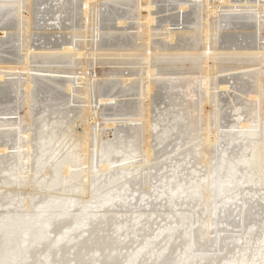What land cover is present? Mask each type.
I'll return each instance as SVG.
<instances>
[{"label":"bare ground","instance_id":"bare-ground-1","mask_svg":"<svg viewBox=\"0 0 264 264\" xmlns=\"http://www.w3.org/2000/svg\"><path fill=\"white\" fill-rule=\"evenodd\" d=\"M23 1H25L27 17L23 43L20 42V44L25 55L19 56L17 51L19 47L16 48L18 44L14 46V40L7 38L11 35L10 31L16 30L17 27L14 17L12 19L9 17L11 12L7 4L13 7L14 3L22 9ZM23 1L10 3L9 0H5V4H0V184L15 183V187L24 184L32 190H25L24 193L9 190L12 201L0 204V226H7L3 230L0 229V257L4 240H8L13 261L20 258L18 264H123L121 260L124 253L119 251L127 252V249H131L135 244H138L137 248L142 251L129 264H264V217H260L264 213L259 214V208L264 202L259 203V200L264 197L262 193L264 184L259 177L257 178L260 173L258 163L264 156V107H262L264 100L261 97V91L264 93V67L257 71L251 68V71L244 72L241 71L244 68H232L228 64L235 62L228 59L229 57L264 58V46L262 45L261 48L259 42L257 43V40H264L261 38V35H264L262 28L264 24L260 21L264 20V2L254 1V4L248 7L246 6L249 3L248 0L237 2L214 0L212 2L214 6L209 8L211 15H207V19H204L202 7L200 12L203 15L192 11L179 17L180 12L185 13L188 3L193 0L189 2L184 0H104L112 6L105 8L98 20V0ZM82 1L84 8L80 11L78 4ZM169 1L178 2L179 12L159 18V25L165 23V28H168V24L170 26L176 24V26L181 25L182 29L176 31L165 29L168 32L166 45L163 41L152 38L157 36L151 34L156 19L152 17V9L155 8L154 5L167 4ZM204 4L207 10L208 0H204ZM165 6L157 9L163 13L169 10ZM218 9L236 13L224 18L226 23L224 28L220 26V22L218 24L213 19L212 22L210 19L208 22V17L217 14ZM252 9L255 10V18L237 14ZM90 14L92 18L94 17L93 22L89 23H92L90 25L91 40L100 37L99 40L94 39L95 41L90 43L86 41L73 43V39L80 36L78 30L88 28V23L82 25L79 22H85ZM76 17L77 19L73 22ZM44 18H48L47 21L53 23L49 26L44 25V28L39 26L38 30H55L54 27L60 26L62 19L70 22L73 25V33L65 34L69 35L70 39H64L62 36L56 39L54 38L56 32L49 31L46 34H33L32 24L38 21L44 23ZM247 18L254 19L256 26L245 23ZM16 19L19 21L18 18ZM128 19L136 20V22H141L143 19L145 23L142 25L135 23V29L145 26L144 30L147 32L142 35L139 33L129 35L125 33L126 31L114 28V24L126 26L125 21ZM66 27L70 28V26ZM217 35L219 37H216ZM33 37L37 39L33 40ZM84 38L86 39V36ZM137 41L143 43L137 45ZM33 42L37 43L35 47ZM200 50L209 53L198 54ZM98 51L104 54L96 53ZM207 54L209 58L216 57L215 70L210 69L205 63L203 57ZM90 56L93 59L87 60L86 57ZM97 56L125 57V60L127 57H133L132 61H112L108 64H138L140 68L132 69L129 65L130 71L110 70L109 76L112 79L120 77L119 80L95 82L94 79L101 74L99 75L97 70L89 71L88 68L93 67V63L100 64L96 60ZM135 57L139 58L136 62ZM160 57L168 58L160 59ZM70 58H77L73 61L81 60L79 62L82 66L81 77L75 79V82L67 78L68 74L73 72L66 69L64 71L60 67H31V64H67ZM219 58L224 60L218 62ZM202 59L206 68H203ZM77 63L74 62L75 65ZM228 70L241 72L217 77L219 73H227ZM47 73L51 76L45 75ZM178 74L184 76L197 74L199 79L196 83L189 80L180 81L179 77L175 78ZM169 75H175V77L164 79ZM13 76L24 78L22 80L24 83L22 84L20 79H6ZM132 76H138V79H133ZM157 76L162 78L156 79ZM75 85H80L81 89H76ZM213 91L216 93L212 94ZM234 92L242 95L243 98L234 96ZM22 93L24 101L20 97ZM70 93H77L83 100L76 102L71 99ZM11 95L13 97H8ZM139 95L142 101L146 100V103L143 102L140 106H136L137 103L133 104L135 109L140 110L139 112L135 110L136 115L138 113L140 116L146 115L143 125L145 136L142 140V152L139 125L125 123L124 119L120 118L123 116L121 113L123 109L125 111L127 107H132L134 100L130 98ZM181 95L190 99L189 102L185 101L186 106L177 102L181 101ZM221 97L224 99L222 100ZM228 102L231 103L230 114L233 111L237 117H242L241 114L244 113V111L239 113L237 108H244L246 113L252 111L248 124L252 125L253 134L229 136L230 139L225 148L219 152L217 149L215 151L218 162L214 169L212 166L216 160L215 157L210 159V154L209 158L202 157V161H199V157L201 154L210 153L212 147L224 144L223 140L217 139L218 127L223 116H226L224 113L226 106L224 108L223 104ZM75 103L80 105L83 103L85 106L74 107ZM212 104L216 109L213 113L215 121L212 124V127H215L214 132L209 131L211 126L209 110ZM110 106L115 108L111 109ZM197 109H200L199 120L202 123L199 122L201 126L198 127L204 136L202 144L195 139ZM112 110L115 112L108 115L115 119L107 120L113 121H110L113 125L108 126V130H102L105 126H101L100 121L95 120L94 116L100 117L97 115L103 114L101 117H104L106 111ZM21 112L29 117L24 126L21 124ZM256 112L262 114L260 126L256 125L258 123L255 121ZM170 119L172 121H169ZM81 123L82 130L78 132L76 127ZM123 124L125 127L122 129L120 125ZM167 124L173 125L172 130L179 135L177 139L180 140V144L174 146L169 154H166L161 146L163 141L174 133L168 128L163 130L165 131L163 136H158V132ZM221 128L220 126V130ZM36 132L40 133V138L37 137ZM152 132L157 135H152ZM261 135H263L262 139ZM158 138L160 139L157 140ZM203 148L205 149L202 150ZM243 150L255 153V156L242 157ZM156 152L162 153L161 158L157 157ZM233 152L238 155H234V160H229V155ZM171 156L174 157L171 158ZM160 159L169 162L163 163L158 170H155L164 171L160 179L156 181V184L160 182L157 187L151 183V180L155 179L151 172H155L153 163L157 164ZM194 161L198 166L203 165L202 168H194L191 173L184 174L183 171L187 165ZM80 169H83L82 174H78ZM253 169L256 172H253ZM174 171H178L179 176L173 177L174 181L171 182ZM60 172V178L51 179L53 175L56 177ZM65 172L69 176L65 177ZM214 174L218 176V179H213ZM9 178L13 179L9 180ZM225 178L228 179L223 180ZM81 180H85L87 188L80 186L82 191H77L79 186L76 183ZM161 180H168L169 183L164 184ZM22 181L23 184H21ZM53 183H56V186H53ZM141 187L144 188L143 192H140ZM36 188H40L41 191L46 188L49 195L34 193ZM50 191L57 192L58 196L51 195ZM154 193L157 195L154 196ZM4 196L7 197L6 194H0V199ZM36 197L38 199H35ZM154 201H158L157 211L150 206ZM168 203L171 209L164 213L167 214V218L161 219L162 215L157 214L164 207L169 209ZM180 207L197 209L196 214L201 216L191 224L186 215L181 213L183 217L185 215L183 219H187H185L187 223L182 220L183 225L181 218H177ZM171 210H174L176 214H173ZM168 217L172 222L164 225L168 222L166 220ZM237 218L238 223L244 227L242 230L245 229L248 232L236 237L218 236L220 232L225 234L227 229H223L224 225L229 228V231L230 228H237L239 225H233ZM156 220L162 223L166 221L163 223L164 226L161 225L162 227L157 229L159 232L156 236L153 234L150 236L152 225L156 227ZM181 225L184 229L180 228ZM194 226H196L195 229H191ZM248 227L252 229L249 230ZM118 229L121 231L120 234H117ZM214 233L216 236L214 235L215 240L212 244L215 246L217 244L219 247L217 249L223 253L220 257L199 256L201 259L197 257V260H203V263L200 261L199 263L194 257L188 256L190 254L183 253V250L178 251L186 247L188 251L193 249L198 252L206 250L210 252L209 236ZM201 234L205 239H200ZM117 236L123 238V241H118ZM18 238L22 239L20 245L23 244V247L20 252L23 254L13 251L15 245H19ZM143 238L149 240L144 239V242L148 244L147 247H143L141 241ZM235 242H239L240 246ZM53 244H55L54 249ZM158 246H161L159 250H164L163 253L158 254ZM91 251L98 255L97 259L96 255L93 260L89 258L88 253ZM67 255L72 256L69 262Z\"/></svg>","mask_w":264,"mask_h":264},{"label":"rangeland","instance_id":"rangeland-1","mask_svg":"<svg viewBox=\"0 0 264 264\" xmlns=\"http://www.w3.org/2000/svg\"><path fill=\"white\" fill-rule=\"evenodd\" d=\"M1 1V3L0 4H5L4 3V1L5 0H0ZM8 1V0H7ZM10 1V3L11 2H14V1H18V0H9ZM23 1V0H22ZM184 1H186V2H189L190 0H184ZM196 1H198V0H193V1H190V3L193 5V6H191V4L190 3H188V6H187V9L184 11L185 13H181L180 12V14H179V17H182V16H184V14H186V13H190V12H192V11H195V12H198L199 14L201 13L200 12V8L202 7L203 8V14H205V15H203L202 13V15L204 16L203 18L204 19H207V15L209 16V14L211 15V11L209 10V8H211V6L213 7L214 6V4L212 3V2H214V0H208V6L209 7H207V10H206V6H204L205 4H204V0H200V2L198 1L197 3H196ZM229 1H231V2H237V1H239V0H229ZM249 1V3L246 5V6H251V5H253L254 4V1L256 2V1H260V2H264V0H248ZM112 2V1H111ZM195 2V4H193ZM202 2V3H201ZM82 3V4H81ZM79 2V4H78V10H83V8H84V3H83V1L82 2ZM91 3H93V2H91ZM106 3V4H105ZM213 5H212V4ZM197 4V5H196ZM199 4V5H198ZM201 4V5H200ZM204 4V5H203ZM8 6H9V11L11 12L10 13V19H12L13 17H14V20L16 21V30H14V31H10V34L11 35H9L7 38L9 39V40H14V42H13V45L14 46H16V44H18L17 46H16V48L17 47H19L18 48V50L17 51H19V56H24L25 55V53L22 51V48H21V44H20V42H22L23 43V37H24V35H25V22H26V17H27V10H26V6H24L25 5V1H23V5H22V9H20L19 7H18V5H16V4H12L13 5V7H11V5H9V4H7ZM97 5H98V9H97V12H98V20L100 19V17H101V15H102V12H104V10H105V8H107L108 6H112V4H110V3H107V2H105L104 0H103V2L100 0H98V2H97ZM106 5V6H105ZM167 6V8L169 9V10H167V11H163V13H166V14H164L163 15V13L162 12H159V10L157 9V8H159V7H161V6ZM195 5V6H194ZM238 5H240V4H238ZM165 6V7H166ZM155 7V8H154ZM154 9H152V17L155 19V22H154V24H153V28L154 29H156L157 28V30H151V34H153V35H157V36H153L152 38H153V40H159V41H163V43L164 44H168L167 42V31L165 30V29H168V30H171V31H176L177 29L178 30H181L182 29V26L181 25H179V26H176V24H172L171 26L168 24V28H165V23H160L161 25H159V22H158V19L159 18H163V17H166V16H169V15H174V14H178V12H179V10L177 9L178 8V2H171V1H169L167 4L165 3V4H157L156 6L154 5ZM197 9H196V8ZM101 8V9H100ZM104 8V9H103ZM173 8V9H172ZM199 8V9H198ZM15 9V10H14ZM19 10H21V11H19ZM17 12V14H16V12ZM176 11V12H175ZM218 11H219V9H218ZM217 11V14H215L214 16L212 15V16H210V18L208 17V22H209V19L211 20V22L214 20L215 22H217L218 24H219V22H220V26L222 27V28H224V27H226V23H224V21H225V17L226 16H229L230 14L231 15H236V13H231L230 11H224V10H220L219 12H221V13H219ZM254 11V12H253ZM168 12V13H167ZM20 13L22 14L21 16H20ZM101 13V14H100ZM208 13V14H207ZM242 14H240V13H237L238 15H242V16H245V17H252V18H255V10L254 9H252V10H250V11H246V12H241ZM160 14H162V15H160ZM220 14V15H219ZM17 15H19V16H17ZM181 15V16H180ZM216 15H218L219 16V19H218V16H216ZM17 16V17H16ZM24 16V17H23ZM206 16V17H205ZM19 17H21V18H19ZM38 17V16H37ZM217 17V18H216ZM16 18H18L19 19V21L16 19ZM88 19L84 22V21H82V22H79V24H82L83 25V23H84V25L86 24V23H88V28L86 29V28H81V29H79L78 30V33H79V37L76 39V38H74L73 40V43H80V42H87V43H90V41H95L94 39H96V40H99V38L100 37H97V38H92L93 40H91V28H90V25L92 24H89L90 22H93V18H92V15L90 14L88 17H87ZM47 19L48 18H44V23H43V21H38V22H36V23H33L34 25H36V24H38V25H36V26H34L33 24H32V33L33 34H36V35H40V34H46L48 31L49 32H51V33H54V32H56V35H54V38H56V39H58V38H60L61 36L64 38V39H70V37H69V35H65V34H70V32L71 33H73V30H72V24L70 23V22H68V21H65L64 19H62L61 21V23H60V26H58V27H54L55 28V30L53 29V30H50V29H46V30H44V29H40V30H38V28H39V26H43V28H44V25L45 26H49V25H51V23H53V22H50L49 23V21H47ZM77 19V17L73 20V22L75 21ZM213 19V20H212ZM217 19V20H216ZM24 20V21H23ZM261 21V24H264V20H260ZM138 22V21H137ZM136 22V20H132V19H128V20H126L125 21V23H127V24H125L126 26H118V24H114V28L115 29H119V30H123V31H126L125 33H127V34H129V35H131V34H135V33H139L140 35H142V34H145L147 31L146 30H144V28H145V26L143 27V28H138V29H135V27H136V25H142L143 23H145V21L142 19V21L141 22H138L137 23ZM252 22V23H251ZM66 23V24H65ZM129 23V24H128ZM135 23H136V25H135ZM245 23H249V24H254V26H256L255 24H256V21H254V19L253 20H250L249 18H247L246 19V22ZM19 24V25H18ZM22 24H24V25H22ZM21 25V26H20ZM78 25V24H77ZM24 26V27H23ZM66 26H70V28L69 27H66ZM21 27H22V29H21ZM66 27V28H65ZM23 28H24V30H23ZM68 28V29H67ZM90 28V29H89ZM180 28V29H179ZM263 29H264V27H262ZM97 29H99V25H97ZM135 29V30H134ZM160 29V30H159ZM175 29V30H174ZM19 30H20V32H19ZM70 30V31H69ZM16 31H18V32H16ZM45 31V32H44ZM64 31V32H63ZM66 31V32H65ZM85 31V32H84ZM138 31V32H137ZM61 32V33H60ZM99 32V31H98ZM144 32V33H143ZM162 33V34H161ZM164 33V34H163ZM216 33V32H215ZM20 35V36H18V35ZM88 35V37H87V35ZM90 34V35H89ZM95 34V33H94ZM167 34V35H166ZM263 34H264V31H263ZM17 35V36H16ZM23 35V36H22ZM13 36V37H12ZM83 38H82V37ZM86 36V39L84 38ZM95 36V35H94ZM98 36V35H97ZM4 37H6V36H4ZM16 37V38H15ZM216 37H219L218 35L216 36ZM20 38H22V39H20ZM151 38V39H152ZM261 38H264V35L262 36L261 35ZM16 39H18V40H16ZM37 38L36 37H33V40H36ZM81 39V40H80ZM166 40V41H165ZM175 40H176V38H175ZM213 41L215 40V38L214 39H212ZM41 42V41H40ZM259 42V45H260V47L262 48V45L264 46V40H257V43ZM140 43H143L142 41H137L136 42V44L137 45H139ZM145 43V42H144ZM174 44V43H173ZM37 45V43H35V42H33V46L35 47ZM257 47H258V45H257ZM32 49H34V48H32ZM76 49V48H75ZM22 51V52H21ZM203 51V52H202ZM23 53V54H22ZM96 53H99V54H102L103 52H96ZM144 54H148L147 52H143ZM161 53V52H160ZM198 54H206V53H209V52H206L205 50H200V51H198L197 52ZM210 53H212L211 51H210ZM22 54V55H21ZM104 54V53H103ZM147 56V55H146ZM206 56H208V60H206ZM101 57V58H100ZM97 56L96 57V60H97V62H99L100 64H96V65H94V63H93V67H91V68H88V70L89 71H92V70H97V71H99V75L101 74V76H98L97 78H95L94 79V81L96 82H100V81H103V80H119V78L120 77H113L114 79H112V77L111 76H109V74H108V71H110V70H112V71H114V70H129L130 71V69L132 68H134V69H139L140 67H139V65L138 64H122V65H116V64H108V62L110 63V62H115V61H120V62H124V61H132V58L131 57H127V60H125L126 58L125 57H119V58H121V59H119L118 57L117 58H114V56ZM92 57L90 56L89 58H87L86 57V59L87 60H92L91 59ZM125 58V59H124ZM164 58H168V57H160V59H164ZM179 58H181V59H183L182 57H179ZM215 58L216 57H213V56H210V58H209V55L207 54V55H204V57H203V59H204V61H205V63L207 64V66L208 67H210V69H212V70H215V63H216V61H215ZM74 59H77V58H74ZM74 59H72V58H70V60H72V61H70V60H68L69 61V63L67 62V64H61V65H34V64H31V67H51V68H56V67H60V69L61 70H64L65 71V69L67 70V71H71V72H73V74H68V76H67V78H71L72 79V81L73 82H75L74 80L75 79H77V78H79V77H81V69H82V66H81V63H79L80 61L78 60H75V61H73ZM100 59V60H99ZM104 59H106L105 61H104ZM108 59V60H107ZM113 59V60H112ZM138 59L139 58H136L135 57V62H136V60L138 61ZM203 59H202V64H203ZM228 59H231L234 63L232 64V63H228L229 64V67H235V68H244V69H241V71H244V72H247V71H251V68H252V70L254 71H257V70H260L261 68H263L264 67V58L263 57H259V56H255V58L254 57H229ZM220 60H224V59H218V62L220 61ZM94 61V60H93ZM101 61V62H100ZM74 62H78L76 65L74 64ZM237 62H239V63H237ZM107 63V64H106ZM75 66H74V65ZM232 64V65H231ZM241 64V65H240ZM98 65V66H97ZM113 65V66H112ZM131 66V68H130V66ZM133 65L135 66V67H133ZM235 65V66H234ZM239 65V66H238ZM74 66V67H73ZM94 66L96 67V68H94ZM101 66V67H100ZM203 68H206V65H204L203 64ZM137 67V68H136ZM130 68V69H129ZM100 69H101V71H100ZM220 71V70H219ZM241 71H227V73L226 72H221V73H219L218 75H217V77L219 78H221V77H225V76H228L229 74H234V73H238V72H241ZM5 73H7L8 71H4ZM79 72V73H78ZM107 72V73H106ZM230 72H232V73H230ZM8 73H10V72H8ZM15 73H17V71L15 72ZM19 73H22V72H19ZM103 73V74H102ZM75 74V75H74ZM106 74H108V76L106 75ZM224 74V75H223ZM45 75H47V76H51L49 73H47V74H45ZM53 76V75H52ZM61 76H63V75H61ZM73 76V77H72ZM76 78H75V77ZM105 76V77H104ZM180 76H182V77H180ZM63 77H65V75L63 76ZM132 77H134L133 79H138L137 77H135V76H132ZM165 77V76H164ZM167 78H164V79H170V78H174L175 77V75L174 76H171V75H169V76H166ZM179 77V78H178ZM158 78H162V77H160V76H157L156 77V79H158ZM175 78H178L180 81H185V80H189V81H193V83H196V80H198L199 79V75H197V74H194V75H176V77ZM6 79H20L21 81L22 80H24V78H17V77H15V76H13V77H6ZM182 79V80H181ZM172 81V80H171ZM171 81H168V82H171ZM177 81V80H176ZM195 81V82H194ZM24 83V81H22V84ZM172 83H174V82H172ZM169 84V83H168ZM174 84H176V83H174ZM75 88L76 89H81V86L79 85H75ZM183 88H186V87H184L183 86ZM171 91V90H170ZM262 93V95H261V97H262V99L264 100V93H263V91H261ZM186 93H188V92H186ZM185 93V94H186ZM212 94L213 93H216V91L214 92H211ZM235 93V94H234ZM233 93V95L234 96H237L238 98H243L242 97V95H240V94H238V93H236V92H234ZM72 95V96H71ZM78 94L76 93H70V97H71V99H74L76 102H78V100H83V98L81 97V96H77ZM179 95V94H178ZM73 96H74V98H73ZM77 96V97H76ZM140 96V95H139ZM139 96H130V97H132V98H130L131 100H134L133 102H132V107H127V109L124 111V109L121 111V113L123 114V116H121L120 118L121 119H124V121L123 122H125V123H135V124H137V125H139V129L141 130V132H140V150H141V152H142V149H141V147H142V140H143V137L145 136V134H143V125L145 124V119H146V115L145 114H142L141 116H140V113H138L137 115H136V113H135V110L137 109H135L134 107L135 106H133V104H135L136 105V103H137V105L136 106H140V104L142 105L143 104V102L144 103H146V100H144V101H142L143 99L141 98V96L139 97ZM182 97L180 98V100L181 101H177V102H180L179 104H181L182 106H186V104H185V101L186 102H189V100L190 99H188L185 95H181ZM8 97H13L12 95L11 96H8ZM21 98H22V101H24V94L22 93V96H20ZM214 97V96H213ZM222 97H224V96H222ZM221 97V99L223 100L224 98H222ZM128 100V99H127ZM121 103V102H120ZM182 103H184V105L182 104ZM229 103V104H228ZM228 103H226L225 105L223 104V106H224V108H225V106H226V108H227V110H226V108L224 109V113L226 114V116H223V120H221V122H220V125H219V129H218V133H219V136H218V140H220V141H222L223 140V143L224 144H222V145H220L219 147H212L211 149H210V153L208 152V153H206L205 155H203V154H201L200 155V157H199V161H202V157H203V159H206V158H209L210 157V154H211V157H210V159H213L214 157H215V162L213 163V166L212 167H214V169H216V167H217V162H218V160H217V153H215V151H216V149L218 150V152L220 151V150H222L223 148H225V145H226V143L228 142V140L230 139V137L229 136H231V135H237V136H239V135H245V134H253V130H252V125H249L248 123V119H249V115H251V113H252V111H248V113H246L245 112V110H244V108H237V110L239 111V113H242L243 111H244V113L243 114H241L242 115V117H237L236 116V113L234 112V114H233V111H232V114H230V112H231V103L230 102H228ZM244 103V102H243ZM17 104H19V103H17ZM228 104V105H227ZM75 106L74 107H83V106H85L83 103H81V105H80V103H75L74 104ZM114 105V104H113ZM213 105V106H212ZM211 105V110H209V112H211L210 113V120H209V124H211V126H210V128H209V131L210 132H214V130H215V127L213 126L212 127V124H214V119H215V116H214V110H216L215 109V105L214 104H212ZM92 107H93V105H92ZM110 107H112L111 109H113V108H115L114 106H110ZM229 107V108H228ZM262 107H264V104H263V106ZM131 108V109H130ZM154 108V107H153ZM115 111H119L120 109H114ZM128 110V111H127ZM132 110V111H131ZM200 109H197V111H196V113H195V116L197 117V125H196V129H197V135H196V137H195V139H198L199 140V144H202V143H204V136H203V134H201L202 133V131H200L199 130V127L201 126V122H200V120H199V118H200V111H199ZM113 111V110H112ZM109 112V111H106V113H105V116L104 117H101L103 114H98L97 116H100V117H96V115L94 116V118H95V120H99L100 121V123L99 124H101V126L103 125V126H105L104 127V129H102V130H108L109 129V127L108 126H110V125H113V123H111V122H113V121H111V120H107V119H115V118H111V117H109V115L108 114H113L115 111H113V112ZM137 111L139 112L140 110H138L137 109ZM153 111V110H152ZM199 111V112H198ZM229 111V112H228ZM227 112V113H226ZM264 113V112H263ZM132 114H133V116H132ZM211 114H213V115H211ZM228 114H229V117H228ZM130 115V116H129ZM155 114H153V116H154ZM233 115H235V116H233ZM130 117V118H128V117ZM255 121H257L258 123H256V125L257 124H259V125H257V126H260V123H261V116H262V114L261 113H259V112H256L255 113ZM119 117V116H118ZM126 117V118H125ZM132 117V118H131ZM136 117V118H135ZM213 117V118H212ZM226 117H228L227 119H226ZM27 119H29V117H27V115L26 114H22V112H21V124H22V126H24L25 125V123L27 124V122H26V120ZM102 119V120H101ZM139 119V120H138ZM226 120V122H225V120ZM130 120V121H129ZM199 120V121H198ZM24 121V122H23ZM106 121H108V122H106ZM111 121V122H110ZM129 121V122H128ZM136 121V122H135ZM140 121V122H139ZM142 121V122H141ZM169 121H172V119H170ZM120 122H122V121H120ZM201 123V124H198V123ZM225 122V123H224ZM90 124L92 123V122H89ZM110 123V124H109ZM251 124H252V122H250ZM224 124V125H223ZM81 125H82V123L81 124H79V125H77V131L78 132H81V130H82V128H81ZM175 125V124H174ZM200 125V126H199ZM225 126V127H223V126ZM121 127L120 128H124L125 127V124H123V125H120ZM173 125H171V124H167V125H164V127H162L161 128V131L160 132H158V136H163L164 134H163V132H165V131H163V130H167L168 128H170V130H172L174 127H172ZM199 126V127H198ZM220 126L222 127L221 128V130H220ZM176 127V126H175ZM224 128H228V130H224ZM232 128H236V130H232ZM200 129H202V128H200ZM107 133H108V131H106ZM172 132H173V130H172ZM37 133V132H36ZM35 133V134H36ZM174 133V132H173ZM111 134H112V132H111ZM110 134V135H111ZM143 134V135H142ZM262 134V133H261ZM113 135V134H112ZM111 135V136H112ZM152 135H154V136H156L157 134L155 133V132H152ZM175 135H177V134H175L174 133V135L173 136H169V138L168 139H165L164 141H163V143H162V146H161V148L163 149H165L164 151H165V153L166 154H169L170 152H171V149L174 147V146H176V145H178V144H180V140H178L177 139V137L179 136V135H177V136H175ZM221 135V136H220ZM262 136L263 135H261V139H262ZM24 138H25V136H23ZM37 137L38 138H40L41 136H40V133H37ZM165 138V137H164ZM163 138V139H164ZM234 138V137H233ZM111 139H113V137H111ZM160 138H158L157 140H159ZM157 140H156V142H157ZM168 140V141H167ZM203 142H202V141ZM175 141V142H174ZM179 141V142H178ZM166 142V143H165ZM170 142H172V143H170ZM164 145V146H163ZM167 145H169L170 147H168ZM211 145H212V143H211ZM200 146H203V145H200ZM200 148H202V147H200ZM205 148H203L202 150H204ZM243 152V154H242V157H245V158H253L255 155V153H250L249 151H242ZM241 152V153H242ZM241 153H240V155H241ZM237 153L236 152H233L231 155H229L230 157H229V160H234V155H236ZM156 155H157V157H159V158H161V155H162V153L161 154H159V153H157L156 152ZM203 155V156H202ZM238 155V154H237ZM239 155V156H240ZM238 156V157H239ZM174 156H171V158H173ZM180 159H181V157H180ZM179 159V160H180ZM197 159H198V157H197ZM169 162V161H168ZM167 161H165V160H163V159H160L159 161H158V163L157 164H154L153 163V167L155 168L153 171H155L156 169L158 170L159 169V167L160 166H162V164L163 163H168ZM196 163V161H194V163L192 162L191 164H189V165H187V167H186V169H185V171H183L184 172V174H189V173H191L193 170H194V168H202L201 166H203V165H201V166H198V165H196L195 164ZM259 169H260V173H259V175L257 176V178L259 177L260 178V180H261V182H262V184H264V156L262 157V158H260V161H259ZM173 165V164H172ZM59 168V167H58ZM63 171V170H62ZM248 171V170H247ZM82 172H83V169H80L79 170V172H78V174H82ZM164 171H162V172H157V171H155V172H151L152 174V176L155 178V179H153V180H151V183L154 185H156L157 187H158V185H160L159 183H157L156 184V181H158L159 179H160V175L163 173ZM183 172H182V175H183ZM216 172V171H215ZM253 172H256V170L255 169H253ZM143 174H145V173H143ZM154 174H156V175H154ZM4 175V174H3ZM169 175H170V173H169ZM60 176H61V172H60V174L58 175V176H56V177H54V175L51 177V179H54V180H56L57 178H60ZM66 176H69V174L68 173H66L65 172V177ZM158 178H157V177ZM175 176H179V173H178V171H174V173L171 175V179L172 180H170L171 182L172 181H174V179H173V177H175ZM228 177L230 176V175H227ZM218 179V176L216 175V174H214V176H213V179ZM220 178V177H219ZM13 178H9V180H12ZM228 178H225V179H223V180H227ZM162 181V183H167L168 182V180H161ZM1 183V182H0ZM24 182L22 181L21 182V184H23ZM169 183V182H168ZM76 185L77 186H79L78 187V190L77 191H82V188L80 187V186H82V187H84V188H87V183L85 182V180H81V181H78L77 183H76ZM53 186H56V183H53ZM142 187H145V186H142ZM140 188V192H143L144 191V188ZM264 187V186H263ZM31 189V188H30ZM29 189V187L28 186H25L24 184L23 185H18V186H16L15 187V183H10V184H0V194H6L7 195V197H3L2 199H0V204H2V203H6V202H10V201H12L11 200V198H12V195H10V192H9V190H12V191H21V193H24L25 192V190H30ZM32 190V189H31ZM160 191L162 192V190L160 189ZM159 191V192H160ZM2 192H5V193H2ZM50 192H52L51 193V195H53V196H58L56 193H54V191H50ZM34 193H36V194H47V189L45 188V190L44 191H41V189L39 188V189H35V191H34ZM151 193H152V191H151ZM262 193H264V192H262ZM14 195V194H13ZM47 195H49V194H47ZM65 195H67V194H65ZM154 196H156L157 195V193L155 194H153ZM20 196V195H19ZM38 196V195H37ZM41 196V195H40ZM135 197H137V196H135ZM35 199H38V197H36ZM264 199V197H262V199L261 200H259L258 202L259 203H261L262 201H264L263 200ZM159 201V200H158ZM158 201H154L155 202V204H154V202H152L151 204H150V206H151V208H155V210L157 211L158 209H159V207L157 208L156 207V204L158 203ZM15 202V201H14ZM149 202H151V201H149ZM264 203V202H263ZM263 203L261 204V207L259 208L260 209V212H259V214L261 215V214H263L264 213V205H263ZM162 205L163 206H165L164 205V202H162ZM167 208H169V209H166L165 207V209L163 208V210L162 209H160V214L158 213L157 215H159V216H161V219H165V218H167V214L165 215L164 213L165 212H169L170 211V209H171V206H169V203L167 204ZM148 210L147 211H149V208H147ZM178 209H180V211H179V215L177 214V218L178 219H180L181 221L182 220H184V221H186L187 219L186 218H188V220L189 221H191V224L193 223V221L194 220H196L198 217H200L201 215L199 214V215H197L196 214V210H192L191 208L190 209H187L186 207H180V208H178ZM154 210V211H155ZM190 210H192V212L190 211ZM155 211V212H156ZM172 212H173V214H176V213H174V210H171ZM21 212H22V210H21ZM187 212V213H186ZM184 213L185 215H186V220L185 219H183L184 217H185V215H184V217H183V215L182 214ZM195 214V216H194V214ZM165 215V216H164ZM182 217H181V216ZM179 216V217H178ZM195 217V218H194ZM260 217H264V215H262V216H260ZM169 218L170 217H168V219H166V220H168V222H165V221H163V223L165 222V224L164 225H168L169 224V222H172V220L170 219V221H169ZM202 218H204V216H202ZM159 219V218H158ZM121 220H123V219H121ZM124 220H125V218H124ZM160 220V219H159ZM238 218L237 219H235V221L236 222H234V226H237V225H239L238 227H239V229H238V227L237 228H230L231 230L229 231L228 229L229 228H226V227H224L223 226V229H227V230H225L226 232H225V234L224 233H218V236L219 235H227V236H234V237H236V236H240V235H242L244 232H248V230H242L244 227L242 226V225H240L239 223H238ZM158 220H156V227L154 226V225H152V230H151V234H150V236L153 234V236H156L157 234L156 233H158L159 231H157V229L159 228V227H162L161 225H163V223L161 222V221H158ZM179 221V220H178ZM184 221H182L181 222V224H183L184 225V223H187V221L186 222H184ZM161 222V224H158V223H160ZM184 222V223H183ZM9 223V222H8ZM180 223V222H179ZM8 225H10V224H8ZM163 225V226H164ZM5 227H7V226H0V229H4ZM154 227V228H153ZM183 226L181 225L180 226V228L181 229H184V228H182ZM195 227L196 226H194V228L192 227L191 229H195ZM180 229V230H181ZM186 229V228H185ZM235 231H234V230ZM248 229L249 230H251L252 229V227H248ZM119 230V229H118ZM117 230V232H119V233H117V234H120V230L118 231ZM228 231V232H227ZM243 231V232H242ZM64 232V231H63ZM239 232V233H238ZM232 233H234V234H232ZM241 233V234H240ZM64 234H65V232H64ZM229 234V235H228ZM110 235H112V234H110ZM216 236V234L214 233V234H212V235H210L209 236V242H210V244L208 243V248H211L210 249V252H209V250H206V251H204V252H198V251H196V250H191V251H188L187 249H186V247L185 248H182L181 250H178V251H182L183 250V253H185V254H190V255H188V256H191V257H194L196 260L199 258V256H201L202 258H203V256L204 255H206V256H212V255H214V257L216 256V257H220L221 255H223V253H221L218 249H219V247H218V245L216 244V246H215V244H212V241L213 240H215L214 238H215V236ZM218 236H217V238H218ZM113 237H116V235H113ZM200 237V239H205V237L204 236H202V234L199 236ZM233 237V238H234ZM144 239H146V240H148V238H143L141 241H142V243H143V247H147V245L148 244H146V242H144ZM21 240L22 239H20V238H18V241H19V245H15V247H14V252H16L17 254H20L21 252H20V250H22V248L21 247H23V244L22 245H20V242H21ZM117 240L118 241H123V238H119L118 236H117ZM149 241V240H148ZM151 242V241H150ZM149 242V243H150ZM235 244L236 245H238V246H240V243L239 242H235ZM136 245H138V244H135V245H133L132 246V251H131V249H127V252L125 251V250H120L119 252H123L124 254V256H123V258H122V260H121V262L123 263V264H125L126 263V259H127V263L126 264H129V262L131 263V260L134 258H136L135 256H137L142 250L140 249V248H137L138 246H136ZM162 245V244H161ZM163 245H164V243H163ZM8 246V247H7ZM9 244H8V240H4V243H3V245H2V247H1V249H2V252H1V257H0V264H13L14 262L16 263V264H18V262L20 261V258L18 257V259L16 260V261H13L14 259L12 258V256L10 255V253H11V250L9 249ZM214 246H215V248H214ZM20 247V248H19ZM136 247V248H135ZM148 247H150V246H148ZM161 247V246H160ZM160 247L158 246L157 247V250H159L160 249ZM213 247V248H212ZM55 248V244H53V249ZM207 248V249H208ZM218 248V249H217ZM134 249H136V250H134ZM187 250V251H186ZM128 251L130 252V253H128ZM214 251V252H213ZM216 251V252H215ZM125 252H126V254H125ZM164 252V250L163 249H161V250H159L158 251V254H161V253H163ZM169 252V251H168ZM193 252V253H192ZM236 252V251H235ZM92 253V254H91ZM135 253V254H134ZM166 253V252H165ZM195 253V254H194ZM200 253V254H199ZM206 253V254H205ZM208 253V254H207ZM21 254H23V253H21ZM133 254V255H132ZM177 254H178V252H177ZM221 254V255H220ZM88 255H89V258H91L92 260L95 258L94 256L96 255V259L98 258V255L97 254H95L93 251H91V252H89L88 253ZM196 255V256H195ZM69 256H71V255H67L66 257H67V260H68V262L72 259V256L71 257H69ZM131 257V258H130ZM183 257V256H182ZM190 257V258H191ZM198 257V258H197ZM4 260H3V259ZM125 259V260H124ZM130 259V260H129ZM199 259H201V258H199ZM201 262V263H203L202 261L203 260H197V262ZM199 262V263H200ZM70 264V263H69ZM72 264V263H71Z\"/></svg>","mask_w":264,"mask_h":264}]
</instances>
